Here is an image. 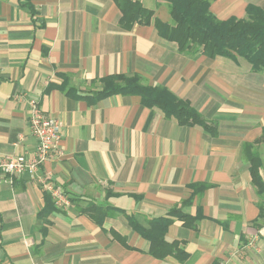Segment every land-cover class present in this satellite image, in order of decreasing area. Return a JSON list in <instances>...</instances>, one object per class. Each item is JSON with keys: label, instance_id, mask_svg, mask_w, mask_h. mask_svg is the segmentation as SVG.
Returning <instances> with one entry per match:
<instances>
[{"label": "crops", "instance_id": "crops-1", "mask_svg": "<svg viewBox=\"0 0 264 264\" xmlns=\"http://www.w3.org/2000/svg\"><path fill=\"white\" fill-rule=\"evenodd\" d=\"M133 1L170 22L165 1ZM248 3L264 9V0L210 9L243 17ZM120 18L114 0H0V158L34 150L29 99L62 124L60 154L40 178L0 171V264H264V192L245 155L248 144L258 152L264 182V74L243 58L187 56L152 21L125 28ZM133 73L188 100L216 135L136 95L93 98L100 78ZM42 177L74 200L40 214ZM195 184L207 187L194 195ZM89 203L104 216L83 211ZM173 209L195 218L174 217L164 235L183 260L151 255L128 218L147 228Z\"/></svg>", "mask_w": 264, "mask_h": 264}, {"label": "trees", "instance_id": "trees-1", "mask_svg": "<svg viewBox=\"0 0 264 264\" xmlns=\"http://www.w3.org/2000/svg\"><path fill=\"white\" fill-rule=\"evenodd\" d=\"M168 6L170 22L153 17V10L145 8L140 2L133 0H114L121 12V24L125 28L134 23H153L157 33L165 40L174 42L178 50L194 56L201 53L208 58L227 57L233 61L245 59L255 72L264 74V9L248 3L243 17L229 16L218 18L210 9L215 0H163ZM100 89L94 92V99L110 95H136L141 105L147 108H158L165 116L173 117L179 125H198L216 135V122L205 120L188 100L177 97L168 88L161 85L145 83L139 74H113L99 80ZM257 141H264V127ZM245 155L250 163L251 182L261 196L264 182L259 174L261 159L258 152L252 151L250 145ZM206 184H195L193 194H200ZM69 202L74 199L67 196ZM44 206L40 214L56 209L49 193L44 192ZM190 200L185 203H189ZM101 204L89 203L83 211L93 213L102 218L104 210ZM107 209V207H106ZM92 215V214H91ZM260 216H264L261 210ZM94 219L95 216L92 215ZM182 220L185 225L193 226L195 218L171 210L165 217L149 220V227L140 225L134 217H128L133 229L150 242V254L155 257L174 255L183 260L186 255L178 249L176 242L168 243L164 235L173 218ZM97 220V219H96ZM98 221V220H97Z\"/></svg>", "mask_w": 264, "mask_h": 264}, {"label": "built area", "instance_id": "built-area-1", "mask_svg": "<svg viewBox=\"0 0 264 264\" xmlns=\"http://www.w3.org/2000/svg\"><path fill=\"white\" fill-rule=\"evenodd\" d=\"M28 124L30 132L36 137V145L31 154L11 155L0 158V171L10 176L29 174L40 178L38 172L41 166L49 160L54 153L60 154L58 141L60 139L61 121L53 115L45 113L39 102L28 100ZM42 187L47 191L54 205L64 208L69 204L63 190L54 185L48 178L40 179ZM219 264H227L222 261Z\"/></svg>", "mask_w": 264, "mask_h": 264}, {"label": "rangeland", "instance_id": "rangeland-1", "mask_svg": "<svg viewBox=\"0 0 264 264\" xmlns=\"http://www.w3.org/2000/svg\"><path fill=\"white\" fill-rule=\"evenodd\" d=\"M263 223H264V216L262 217Z\"/></svg>", "mask_w": 264, "mask_h": 264}]
</instances>
